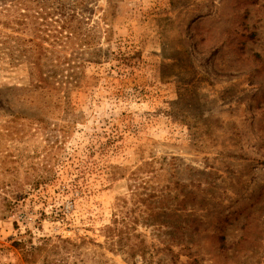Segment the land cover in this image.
I'll use <instances>...</instances> for the list:
<instances>
[{
    "label": "rangeland",
    "instance_id": "obj_1",
    "mask_svg": "<svg viewBox=\"0 0 264 264\" xmlns=\"http://www.w3.org/2000/svg\"><path fill=\"white\" fill-rule=\"evenodd\" d=\"M0 264H264V0H0Z\"/></svg>",
    "mask_w": 264,
    "mask_h": 264
},
{
    "label": "trees",
    "instance_id": "obj_2",
    "mask_svg": "<svg viewBox=\"0 0 264 264\" xmlns=\"http://www.w3.org/2000/svg\"><path fill=\"white\" fill-rule=\"evenodd\" d=\"M141 201L144 203V202L147 201V199H145V200H141ZM114 222H116V221H114ZM178 229H180V226H178ZM110 230H111V229H109V233H110ZM112 230H114V229L112 228ZM195 230H197V228H196ZM118 233H120V232H119V229H118ZM121 233H122V232H121ZM112 235H113V233H112ZM113 236H114V235H113Z\"/></svg>",
    "mask_w": 264,
    "mask_h": 264
}]
</instances>
